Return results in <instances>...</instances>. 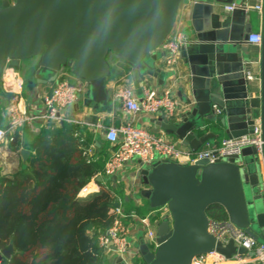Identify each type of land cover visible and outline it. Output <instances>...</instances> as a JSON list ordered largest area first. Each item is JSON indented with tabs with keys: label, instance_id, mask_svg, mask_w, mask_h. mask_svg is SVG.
<instances>
[{
	"label": "water",
	"instance_id": "1",
	"mask_svg": "<svg viewBox=\"0 0 264 264\" xmlns=\"http://www.w3.org/2000/svg\"><path fill=\"white\" fill-rule=\"evenodd\" d=\"M188 1L5 0L0 5V83L8 62L21 68L35 60L26 68L27 79L44 86L69 68L88 84L86 103L105 108L110 104L107 83L116 73L110 57L143 76L165 79L158 50ZM248 2L198 0L191 5L192 32L181 50L187 77L180 97L187 109L180 122L160 118L155 123L192 152L210 141L207 134L199 138L208 129L240 139L259 126L264 140V0L260 11ZM232 4L237 8L228 16L217 8ZM255 19L261 24L262 42L253 52L246 45ZM4 90L16 93L12 85ZM215 109L221 111L219 118ZM21 155L26 169L30 152ZM141 183L146 187L141 195L151 209L167 206L170 211L157 228L158 248L152 251L144 242L136 246L142 264H193L212 251L227 257L245 253L233 241L224 245L210 233L207 212L212 207L222 208L232 226L264 243V147L261 153L247 148L214 164L156 162L142 171ZM13 255V247L5 248L0 262Z\"/></svg>",
	"mask_w": 264,
	"mask_h": 264
},
{
	"label": "trees",
	"instance_id": "2",
	"mask_svg": "<svg viewBox=\"0 0 264 264\" xmlns=\"http://www.w3.org/2000/svg\"><path fill=\"white\" fill-rule=\"evenodd\" d=\"M76 134L74 125L47 124L32 145H25L34 153L27 168L0 173V253L9 246L15 251L2 264H105L100 238L114 225L112 210L120 198L108 181L90 198H78L103 173L104 162L90 155L91 138ZM121 209L125 219L144 218L154 210L146 200L141 207L122 201ZM207 214L210 221H229L220 207Z\"/></svg>",
	"mask_w": 264,
	"mask_h": 264
},
{
	"label": "built area",
	"instance_id": "3",
	"mask_svg": "<svg viewBox=\"0 0 264 264\" xmlns=\"http://www.w3.org/2000/svg\"><path fill=\"white\" fill-rule=\"evenodd\" d=\"M237 5H227L225 11L232 13ZM261 10V6L255 7ZM262 37L260 34H251L247 40L248 45L260 46ZM186 43L184 34L179 30H172L169 38L160 47L163 53V60L166 67L175 66L181 57L182 47ZM8 62L3 72L0 83L2 101L8 102L4 108V115L7 120L5 128L0 127V155L3 145H10L14 142L15 136L27 125H30L38 119L26 111L23 104V89L25 79L19 68H15ZM71 70L62 71L58 80L53 86L52 91L43 97L45 114L39 119L47 125L54 123L60 126L62 123L76 124L77 122L65 117L64 111L71 105L78 104L82 96L86 93V85L76 82H70ZM248 75V79L252 80ZM5 85H12L16 88V93L10 97L4 90ZM116 99L119 101L127 115L137 116L145 114L154 117L163 114L167 119L175 120L178 116L180 103L175 100L169 91L164 95H158L155 89L146 88L142 96H138L129 86L120 85L116 88ZM218 116L221 111L215 109ZM106 133V140L113 147V151L105 165L104 176L108 180L114 177L122 168L132 162L141 161L142 165L151 167L156 162L168 161L178 165H193L196 162L207 160L214 164L216 161L225 160L230 156H240L242 151L247 148H256L260 153L264 147L261 127L256 126L254 133L240 139L227 138L223 139L218 145H211L198 152H192L180 148L175 143L169 142L162 135H156L150 131L135 126L132 123L119 129L113 127H103ZM157 156L160 160L156 161ZM94 192L90 190L89 185L81 190L78 195L80 200L87 199ZM112 213L117 216L114 225L107 233L100 238V245L105 251V255L115 251L124 264H135V259H140L138 251L129 244L128 226L124 222L125 215L123 210L115 208ZM138 218L145 231L144 243L150 250L155 251L158 248L157 231L153 227L154 223L161 222L170 218V211L167 206L153 210L146 217ZM156 219L158 221H156ZM210 233L217 238V241L227 245L233 241L237 249H243L245 253H236L227 257L217 251H212L205 255L199 256L193 264H264V243L253 239L243 231L236 229L229 221H210Z\"/></svg>",
	"mask_w": 264,
	"mask_h": 264
},
{
	"label": "crops",
	"instance_id": "4",
	"mask_svg": "<svg viewBox=\"0 0 264 264\" xmlns=\"http://www.w3.org/2000/svg\"><path fill=\"white\" fill-rule=\"evenodd\" d=\"M5 0H0V5ZM14 3L15 0H8ZM198 0H189L187 3L180 7L178 13V18L173 30L181 31L185 37H190L191 32L188 30L191 19V5ZM249 5L253 7L262 6V0H249ZM236 5V4H235ZM227 5H219L217 8L225 14V16L230 15L225 11ZM253 33L252 34H262L261 24L258 19L252 21ZM246 47L255 52L259 50V46L246 45ZM162 49L158 50L160 54V60L158 62L161 70L166 73L165 79L159 77H152L148 75H141L133 67H129L122 61H118L112 57L109 58V63L112 69L116 71V78L113 80H108L107 83V93L109 97L110 104L105 108H95L91 104L86 103V97L88 93L87 85L83 80L75 77L71 72L70 82L76 83L80 82L86 85V93L82 96L80 102L75 105H71L65 111V117L76 121V124H71L76 126L78 129L77 137L91 138L94 147L89 151L92 157L103 160L104 169L105 165L113 151V147L106 140V133L104 128H99L101 125L103 127H113L121 128L125 125L132 123L137 127L144 128L151 133L156 135H162L169 142L175 143L176 146L187 149L183 143L171 135H167L160 128L156 127V121L160 118H167L163 114L150 117L145 114H139L137 116L127 115L122 109L119 101L116 99V88L120 85L129 86L132 88L138 96H142L144 90L155 89L158 95L162 96L165 92L169 91L171 96L180 103V108L178 116L175 120L180 122V118L186 111L187 107L184 105L182 97H180V88H182L184 81L187 77V61L183 59L182 54L179 62L168 68L164 64ZM35 60H30L22 63V67L19 68L22 73L25 84L23 89V104L25 105L26 111L33 117H38L32 124L25 126L17 136V142L10 145H3L1 147L0 155V173L2 176L14 175L24 164L21 152L25 149V145H32L37 139L38 135L42 132L46 124L44 121L39 119L45 114V107L43 102V97L45 94L52 91L54 84L49 85H39L36 83H30L26 76V68L35 65ZM64 71L69 72L70 69H65ZM254 74H252V77ZM7 100L4 99L0 104V127L5 128L7 125V120L4 115V108L7 104ZM220 115H218V118ZM204 134L210 135V141L206 142L199 150H203L211 145H218L223 139L229 138L225 130L217 131L215 129H208L203 131L202 134L199 132V138ZM97 147V149H96ZM30 152V151H29ZM30 154H34L32 151ZM27 164V163H26ZM148 167L142 165L141 161H132L126 164L121 171H119L114 177L106 179L103 173L100 174L103 178L102 182L96 179L92 180L89 184L90 190L94 192L92 196L101 190L102 183L108 181L111 182L112 189L117 192L120 198L121 208L122 201L131 202V205L141 207L145 203V199L142 197L141 193L146 189L145 185L141 183V173L144 169ZM98 176V177H99ZM91 197V196H90ZM88 197V198H90ZM126 225L128 226V241L129 244L137 250V245L144 242L145 231L138 218L124 219ZM160 222L154 223L153 227L158 228ZM121 258L115 251H111L106 255L105 264H124L121 262ZM3 260L0 262L2 264Z\"/></svg>",
	"mask_w": 264,
	"mask_h": 264
},
{
	"label": "rangeland",
	"instance_id": "5",
	"mask_svg": "<svg viewBox=\"0 0 264 264\" xmlns=\"http://www.w3.org/2000/svg\"><path fill=\"white\" fill-rule=\"evenodd\" d=\"M160 160V158L157 156L156 161ZM138 161V160H137Z\"/></svg>",
	"mask_w": 264,
	"mask_h": 264
}]
</instances>
